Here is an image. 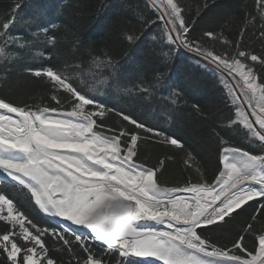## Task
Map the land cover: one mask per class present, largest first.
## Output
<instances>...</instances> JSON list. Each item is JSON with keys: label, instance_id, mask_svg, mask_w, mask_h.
<instances>
[{"label": "snow or ice", "instance_id": "1", "mask_svg": "<svg viewBox=\"0 0 264 264\" xmlns=\"http://www.w3.org/2000/svg\"><path fill=\"white\" fill-rule=\"evenodd\" d=\"M21 7L14 0L0 15L5 68L17 60V49L32 52L43 44L48 52L37 50L35 56L51 61L48 53L58 45L57 34L40 26V11L23 21L27 28L37 26L32 39L13 32ZM145 7L156 19L142 17L143 27L150 31L160 22L161 35L152 39L167 47L162 56L182 49L222 86L218 91L229 114L209 131L211 175L201 153L179 136L97 98L98 86L107 81L103 70L116 73L110 58H92L99 70L91 73L96 86L72 74L79 64L26 67L47 97L35 104L0 96V183L17 192L11 197L0 191V257H6L0 264H264V0H254V12L242 10L245 25L259 18L260 52L244 43L245 28L235 39L223 30L193 36L192 5L181 0H147ZM218 7L217 0H197L194 17ZM155 79L159 83L162 75ZM124 92L147 98L152 88L141 83ZM170 98L178 104L180 91L173 89ZM192 108L201 111L196 104ZM113 115L117 119L110 124ZM149 142L184 153L187 179L163 184L160 175L174 156L149 164L140 155L141 144ZM29 210L57 223L41 227ZM243 213L248 216L233 224ZM235 228L230 247L213 237Z\"/></svg>", "mask_w": 264, "mask_h": 264}, {"label": "trees", "instance_id": "2", "mask_svg": "<svg viewBox=\"0 0 264 264\" xmlns=\"http://www.w3.org/2000/svg\"><path fill=\"white\" fill-rule=\"evenodd\" d=\"M14 0H0V15L5 14ZM22 7L17 16V27L13 32H21L25 39H32L31 32L36 25L27 28L23 21L33 16L37 11L43 13L40 26L49 27L59 38L56 49L50 51L51 61L36 57L37 50L48 52L43 44H37L32 52L17 49V60L8 64L0 61V96L14 101L39 104L46 101L47 90L43 83L31 77L26 67H41L56 64L63 68L65 63L75 68L73 75L83 74L89 85L96 86L91 73L98 72L91 64L93 57L111 59L116 66L113 75L111 69H104L101 73L107 78L105 84L100 85V91L95 95L108 107L131 113L137 118L146 120L157 127L179 136L190 150L201 153L202 163L206 162L208 174L213 170L215 155L213 145L209 140L212 127L225 121L227 110L221 102L222 86L216 76L208 70L193 64L184 53L172 51L168 58L162 56V51H168L159 40L153 36H160V22L148 29L142 25V17L150 16L155 20V13L146 8L144 0H19ZM185 5H192L189 23L195 19L193 36H200L205 30H223L230 39L239 36L240 29L245 28L244 43L256 52L261 51L258 40L259 18L255 25H245L242 10L247 7L255 11L254 0H217L220 7L212 9L202 18H195L197 0H181ZM55 25V27H50ZM142 33H144L142 35ZM123 34H130L139 39L129 42L122 38ZM40 39H43L41 34ZM162 75L157 83L155 77ZM79 83V81H77ZM143 83L151 85L152 95L147 98L138 96L135 92L127 94L125 88ZM173 89L180 91L181 99L178 104H172L170 93ZM147 95V94H145ZM198 105L197 113L192 105ZM117 118L113 115L108 123ZM244 147H252L246 141L238 140ZM253 150H255L253 148ZM173 155L174 159L166 164L160 180L166 186H175L187 179L184 171V153L152 142L142 143L141 158L149 164H155L166 155ZM0 191H6L9 196L16 197L17 192L10 185L0 184ZM22 210L28 209L26 203H21ZM28 214L39 226L47 227L50 221L36 211L29 210ZM248 213H243L233 222L239 225ZM259 225H257V228ZM2 228V223H0ZM239 228L219 230L213 233L222 245H230L234 232ZM238 238V237H236ZM51 246V239L49 238ZM53 255H60L53 251ZM6 261V257H0ZM67 261V256L64 257Z\"/></svg>", "mask_w": 264, "mask_h": 264}, {"label": "rangeland", "instance_id": "3", "mask_svg": "<svg viewBox=\"0 0 264 264\" xmlns=\"http://www.w3.org/2000/svg\"><path fill=\"white\" fill-rule=\"evenodd\" d=\"M145 2H147V0H144ZM179 52H181V53H184L185 55H187L186 57L188 58V60H190L193 64H195V65H197V63L195 62V60L192 58V54H190V53H187V52H185L184 50H180ZM197 66H199V65H197ZM201 67V66H200ZM201 68H203L204 70H208V69H205L204 67H201ZM211 74H213V72L212 71H210V70H208ZM214 75V74H213ZM215 76V75H214ZM54 222H55V224L57 223V221L56 220H53Z\"/></svg>", "mask_w": 264, "mask_h": 264}]
</instances>
